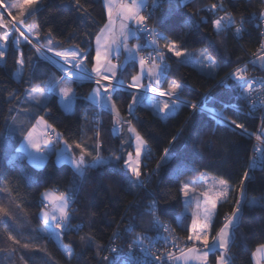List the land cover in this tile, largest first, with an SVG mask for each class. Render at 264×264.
Here are the masks:
<instances>
[{"label": "snow or ice", "instance_id": "6c2138e0", "mask_svg": "<svg viewBox=\"0 0 264 264\" xmlns=\"http://www.w3.org/2000/svg\"><path fill=\"white\" fill-rule=\"evenodd\" d=\"M41 2L42 0H14L10 5L4 6L3 0H0V29H2L0 31V60L6 57L9 47H13L19 52V57L15 61L18 66L17 75L22 77L26 64L31 69L28 81L30 87L25 90L23 102L31 103L32 107L9 109L10 114L15 111L17 115L11 116L10 123L6 121V127L12 132H20L21 149L33 161L37 162V167L39 161L55 153L57 163L67 162L71 165L74 175V181L69 191L50 193L48 189H45L40 194L41 207L36 215L42 221V227L34 229V231L54 238L65 254L71 258L75 254L74 250L71 246L63 243V238L68 232H79L83 227V224H72L76 212L73 205L76 203L75 197L79 189L88 179L90 169L119 164L120 173L128 186V191L134 193V189L145 186V178L150 179L152 175L168 167L173 170L184 204L183 211L176 215L175 219L178 225L188 232L184 238V244L192 246L179 248L181 238L175 235L170 225L161 221L156 215L161 209L159 201L153 200L147 206L146 214L152 218L148 231L154 229L157 236H149L147 232L136 233L132 238V243L125 249L123 246L115 245V239L121 235L120 230L117 229L108 245H96L98 249L106 250L108 253L100 256L99 251L97 252L101 264H128L129 260H134L135 264H209V253L215 251L221 252V255L216 257L215 264H231L232 257L229 255V248L234 243L235 228L238 227L237 222L240 219L242 207L248 199V182L254 179L253 169L264 161V117L261 118L262 127L259 129V134L256 135L258 144L254 151L257 155L251 158L249 167L243 171L240 178L239 196L235 200V207L231 213L224 215L221 227L215 235H211L216 218L219 216V206L222 203H227L232 192L235 191V186L231 183L234 173H227L229 178H225L224 176H210L201 171L196 181L180 180V176L186 171L196 172L198 170L195 165L190 163V158L181 153V149L185 147L181 141L182 130L168 141L169 147L163 150L164 154L160 157L156 167L151 172L143 171L146 167L143 161L152 157V150L148 141L131 120H125L121 116V109L117 106L116 100L122 94L130 97L127 111L138 122H140V118L136 115L135 110L141 105L150 108L156 115L165 119L176 114L181 108H188L190 110L189 121L193 116L207 114L216 125L230 127L233 131H239L242 136L254 135L248 132L244 124L237 123L236 120H231L225 115V109L234 106L223 98L218 99L212 92L203 93L197 101H187L184 99V91L189 87L186 80L173 79L168 82L167 88L163 87L168 73L172 70L168 61L173 58L179 64H191L199 68L200 71L212 78H215L216 70L221 66L220 61L213 59L207 49L196 52L189 51L184 47L183 45L188 41L180 36L177 26L191 29L194 25L199 26L210 21L216 35H220L235 25V35L241 36L246 31L245 17L241 16L240 22L237 24L235 16L224 9L223 0L205 5L202 9L211 13L212 16H215L217 11H224V15L216 16L214 19L199 16V10L195 12L181 11V5L187 7L191 0H168L171 7L163 9L162 14L157 18L161 27L171 33V35H166L160 29L149 26L154 10L160 7L162 0H153V11L148 15L142 14L147 8L146 0H103L106 22L99 31L88 33L81 38L84 47H81L80 44L63 47L62 42L53 39V29L50 28L42 36L38 23L32 25L24 23L25 14L31 16L38 12ZM72 3L82 22L91 20L93 24L96 23L81 0H72ZM4 7L8 8L7 15L11 17L10 20L5 19ZM13 9L16 11V15H12ZM252 15L264 21V10L258 13L254 12ZM184 17H187V20H184ZM117 21H119L118 26ZM75 35L76 33H71L69 38ZM32 37H35V43H33ZM21 38L35 50V59L29 57L27 61L25 60L23 51L19 49ZM41 39L44 40L43 44L40 43ZM133 39L143 42L130 44ZM161 41H164L162 45ZM209 43L213 48L216 47L210 38ZM146 48L152 50L142 55L141 53ZM121 55L124 56L123 60L120 59ZM38 60L49 61L61 73L59 76H50L44 82V87L31 82L36 74V61ZM249 63L259 64L261 68H264V40L261 41L259 54H254ZM130 68L134 71H129ZM230 80L234 82L233 85H229L228 81ZM85 81L93 84L94 87L87 97L81 98L73 85ZM220 85L234 91L245 100H251L253 92L264 91V80L247 78V65L237 67L228 73L224 79L219 81L218 86ZM255 85H259V88L254 87ZM192 90L195 91L194 88ZM53 93L59 97L60 102L68 111L72 110L77 99H84L92 106L108 111L112 115V128L110 129L112 134H122L125 128L127 131V139L121 140L119 154L108 157L102 155L103 140L100 131L102 124L99 115L93 117L96 122V130L93 136L88 138L93 141L91 144L85 141L70 144L64 138V134L50 124L44 115L34 116V111L37 108L43 109L46 115H51L47 104ZM13 98H16L15 90L9 93V99ZM258 102L264 104V99H260ZM19 103L20 101H18ZM210 103L213 106L210 107ZM217 103L223 104V108L217 109L214 106ZM255 107L256 103H253L252 108L255 109ZM21 116L32 117L35 119V123H31V120H21ZM87 119L86 113L85 120L87 121ZM28 124L31 126L28 127ZM40 128H43L42 133H38ZM209 143L211 142L209 141ZM57 145L60 146L57 147ZM76 149L79 150L78 156L74 151ZM173 165H175L174 169ZM77 177L79 182L76 181ZM209 182H211L210 189L206 188L204 191H199L192 186L195 183L208 185ZM0 185L4 186L3 193L10 196V189L3 177H0ZM252 202L256 203L257 201L253 200ZM128 207L139 209L142 204L133 202ZM169 214L175 215L174 207ZM0 215L7 218L10 214L6 208L0 207ZM189 215L191 222L184 225L183 221ZM135 219L133 217V220ZM3 222L0 220V223ZM133 227L134 225L129 223L124 232H131ZM7 238L16 245L20 244V240L11 231L7 232ZM80 240L88 246L96 243L91 234L80 236ZM159 241H163L165 246L171 245L172 249H178L179 255L176 254V251L154 250L155 243ZM197 245L200 247L198 248ZM23 248L28 249L29 245L24 244ZM134 248L139 250V257L134 256ZM256 251L264 252V244L258 245ZM255 255L256 252L253 253V256ZM24 264H27V261H24Z\"/></svg>", "mask_w": 264, "mask_h": 264}, {"label": "trees", "instance_id": "16d2710c", "mask_svg": "<svg viewBox=\"0 0 264 264\" xmlns=\"http://www.w3.org/2000/svg\"><path fill=\"white\" fill-rule=\"evenodd\" d=\"M14 0H3V5H10ZM218 0H191L187 7L181 5L183 12H195L199 10V16L214 19L221 16L224 11H217L215 16L204 9L205 5L217 3ZM84 7L88 8L91 20L82 22L79 14L75 10L72 0H42L39 4V11L33 15H26L25 25L38 23L43 36L51 28L53 29V39L62 42L63 47L72 44H80L81 38L88 33H96L105 22V12L102 0H81ZM264 0H223L224 9L232 13L236 20L241 16L245 17L244 27L246 31L239 39H235L229 30H225L220 35H216L211 23L193 26L191 29L177 26V31L183 39L188 41L183 45L189 51L196 49H207L213 59L220 61V68L216 70L215 78L205 75L188 64H179L174 58L169 60L172 70L168 73L167 80L163 87L167 88L168 82L173 79L186 80L189 85L184 91V99L197 101L205 92H212L218 99L223 98L229 103H239L237 94L218 86V82L227 73L237 67L247 65V76L250 78H264V71L249 63L254 54L259 51L261 41V20L255 18L252 13H258L263 7ZM171 7L168 0H163L154 17V27L160 29L166 35H171L167 29L162 28L158 23V17L163 9ZM7 10L8 8L5 7ZM12 15L16 11L12 10ZM187 20V17L183 18ZM199 19V17H197ZM2 31V29H0ZM71 33H76L69 38ZM204 34V35H202ZM209 38L215 43L213 48L209 43ZM41 41V40H40ZM164 41H161V45ZM19 49L23 51L27 61L29 57L35 59L33 51L21 40ZM19 57V52L13 47H9L6 57L0 64V177L6 181L10 189V196L3 193V185H0V207H4L9 212V217L0 215V264H101L97 256L108 254L106 250L101 251L99 245H108L112 241L113 233L120 230V237L115 239L116 246H123L125 249L132 243V238L136 233L147 232L151 236L153 230L148 231L151 216L147 215L146 202L152 198L159 201L160 211L157 212L160 220L170 225L175 234L184 240L188 232L178 225L175 219L183 211L182 198L179 194V184L173 175V170L165 167L159 173L147 179L145 190L134 189V193L128 191V186L122 179L120 165H104L99 169H90L88 179L83 183L75 197L76 207L75 218L72 224H83L79 232H68L63 238L65 245L71 246L74 255L69 258L61 249L57 241L45 234L34 231L42 227V221L37 218L40 211V194L45 189L67 192L71 188L74 175L72 168L62 163L56 165L53 153L46 158L40 167L18 155L17 146L21 141L20 132H12L6 127V121L11 122L9 109L17 107L31 108L32 104H25L24 93L30 87L29 73L30 67L26 64L22 77H14L17 64L15 61ZM37 70L32 78V83L44 87L50 76H59L55 68L48 63L36 61ZM134 71V69H129ZM233 85V81H228ZM79 97H86L93 84L83 82L74 84ZM195 89L193 91L192 89ZM16 92V98L9 99V93ZM130 97L126 94L120 95L117 106L121 109V116L125 120H131L137 127L152 150V157L148 161L146 169L150 172L156 167L163 150L169 147L168 141L182 130L181 141L185 145L181 153L190 158V163L198 169L196 172L186 171L180 176V180L196 181L200 172H206L210 176H224L229 178L227 173H234L231 183L235 186L227 203H222L219 208V216L216 218L215 227L211 235H215L223 223L226 213H231L235 207V200L239 196L240 178L246 169L247 158L250 150V140L244 138L238 132L231 130L227 126L216 125L211 118L204 115H197L191 118L187 108H181L175 115L166 119L156 115L150 108L143 105L136 108V115L140 122L133 119L128 111L127 104ZM18 101L20 103L18 104ZM222 104L214 106L219 108ZM209 106H213L211 103ZM47 108L51 110V115H46L43 109H35L34 116L44 115L45 119L55 128L64 134L68 143L85 141L89 144L93 141L89 137L93 136V112L94 107L82 99H77L70 112H64L59 105L57 97L53 94L49 97ZM87 113V121L85 114ZM225 115L237 123L244 124L249 131L256 128V119L244 116L240 108H229ZM27 119L34 120L32 117ZM25 118V119H26ZM100 129L103 140L102 155L119 154L120 137L113 135L112 116L106 111H100ZM209 141L211 143H209ZM79 153V150H74ZM122 163V162H121ZM175 168V165L172 166ZM254 179L248 182L247 201L244 203L238 227L234 232V243L229 248V255L232 257L231 264H252L251 254L260 244H264V161L253 169ZM79 182V178H76ZM197 188L199 183L193 184ZM192 185V186H193ZM257 201L253 203L252 201ZM142 204L139 209L129 208L130 203ZM175 208V215L169 214ZM133 217L136 219L133 220ZM132 223L134 227L131 232H124V229ZM184 225L190 224V215L183 221ZM11 231L20 244L16 245L8 240L7 232ZM91 234L96 243L88 246L80 240V236ZM28 244L29 248L24 249L23 245ZM23 257V259H21ZM218 253H209L208 261L214 264ZM128 264H134L131 260Z\"/></svg>", "mask_w": 264, "mask_h": 264}, {"label": "built area", "instance_id": "2783aa9c", "mask_svg": "<svg viewBox=\"0 0 264 264\" xmlns=\"http://www.w3.org/2000/svg\"><path fill=\"white\" fill-rule=\"evenodd\" d=\"M162 2H163V0H162ZM146 3H147V8L143 11V15H148L149 14V12H152L153 11V9H152V4H153V0H146ZM159 8V7H158ZM158 8H156L155 10H154V13H153V18L149 21V26L150 27H154V17H155V14H156V12H157V10H158ZM208 12V11H207ZM222 15H224V13L222 14ZM221 15V16H222ZM5 18H7L8 20H10L11 18H9V16H7V14H5ZM240 22V20H236V23L238 24ZM211 28H212V26H211ZM227 30H229L230 32H231V34H232V36L235 38V39H239L241 36H236L235 35V25H233L231 28H229V29H227ZM27 34V33H26ZM18 35V34H17ZM32 39H33V43H35L36 41H35V37H32ZM21 40L23 41V39L21 38ZM24 42V41H23ZM32 51H33V53L35 54V50L28 44V43H26V42H24ZM40 43H41V41H40ZM42 44V43H41ZM152 49L151 48H146L141 54L143 55V54H145V53H147V52H150ZM51 55V54H50ZM42 61H44V62H46V63H48L50 66H52L53 68H55L56 70H57V72L59 73V75L61 74L60 73V71L58 70V68L56 67V66H54V65H52L49 61H45V60H42ZM248 61H250V60H248ZM230 73V72H229ZM228 74V73H227ZM226 74V75H227ZM225 78V76L222 78V79H224ZM247 78H249V79H255V78H250L249 76H247ZM222 79H220V81L222 80ZM257 80H264V78H258ZM85 82H87V81H85ZM83 83V82H82ZM87 83H89V82H87ZM219 83V82H218ZM222 86V85H221ZM254 87H256V88H259V85H255ZM237 98L240 100L239 101V103L237 104V103H235V102H232L231 104L234 106V107H232V108H234V109H237V108H240V110H242V112H243V114H244V116L245 117H247V118H254V119H256V121H257V123H256V128H255V130L254 131H249L248 130V132H250V133H253L254 135H252V136H243L244 138H246V139H248V140H250V142H251V144H250V150H249V155H248V158H247V163H246V168H248L249 167V163H250V161H251V158H253V157H255L256 155H257V153L254 151V148H255V146L258 144V142H257V140H256V135H258L259 134V129L262 127V120H261V118L262 117H264V104H262V103H259L258 101L260 100V99H264V91H256V92H253L252 93V97H251V100H245V99H243V98H241L238 94H237ZM83 101H85L84 99H82ZM187 101H189V100H187ZM87 102V101H86ZM88 103H90V102H88ZM253 103H256V107H255V109H253L252 108V104ZM94 107V106H93ZM211 107V106H210ZM220 108H223V104L219 107V108H217V109H220ZM188 109V108H187ZM227 109H229V108H227ZM227 109H225V111L227 110ZM189 110V109H188ZM100 111H103V109H99V108H97V107H94V112H93V117L94 116H96V115H99V117H100ZM190 111V110H189ZM175 115V114H174ZM206 116H208L207 114H205ZM170 116H173V115H170ZM209 117V116H208ZM210 118V117H209ZM213 121V120H212ZM93 122H94V124H93V134H94V132H95V130H96V122H95V120L93 119ZM214 122V121H213ZM215 123V122H214ZM228 128H230V127H228ZM231 129V128H230ZM232 130V129H231ZM236 132H238L239 133V131H236ZM150 159H147V160H145V161H143V163L144 164H146V166L148 165V161H149ZM143 171H145V172H148V170L146 169V167L143 169ZM152 171V170H151ZM150 171V172H151ZM147 179L148 178H145V186L143 187V188H139V190H145V188H146V185H147ZM153 200H155L154 198H152V199H150V200H148L147 202H146V211H147V206L153 201ZM73 207L74 208H76L74 205H73ZM156 215H157V213H156ZM172 229V228H171ZM76 232V231H75ZM175 233V232H174ZM176 235V234H175ZM152 237H155V236H157V232L153 229V233H152V235H151ZM177 236V235H176ZM146 243H147V241H146ZM189 246H192L191 244H188V245H185L184 244V240H181L180 239V241H179V248H185V247H189ZM197 247H200V245H197ZM154 250H159V251H176V254H178L179 253V250L178 249H172V247H171V245H168V246H165V244L163 243V241H159V242H157V243H155V245H154ZM134 256H136V257H139L140 256V252H139V250L138 249H135L134 248ZM132 261V263H134L135 264V261L134 260H131Z\"/></svg>", "mask_w": 264, "mask_h": 264}, {"label": "crops", "instance_id": "0c3cea01", "mask_svg": "<svg viewBox=\"0 0 264 264\" xmlns=\"http://www.w3.org/2000/svg\"><path fill=\"white\" fill-rule=\"evenodd\" d=\"M102 5H103V9H104V12H105V8H104V4H103V0H102ZM261 10H264V3H263V7H262V9ZM143 13V12H142ZM105 22H106V15H105ZM104 22V23H105ZM262 23H261V32L262 33H264V21H261ZM29 25H32V23H30ZM119 25V21H117V26ZM103 26V25H102ZM262 40H264V35H261V41ZM261 41H260V46H259V50H260V48H261ZM141 42H143L142 40H136V39H133V40H131L130 41V44H136V43H141ZM257 54H259V51L257 52ZM254 57V56H253ZM253 57L250 59V60H252L253 59ZM120 59L121 60H123L124 59V56L123 55H121V57H120ZM2 61L3 60H0V64L2 63ZM115 62V61H114ZM256 67H258L260 70H262V71H264V68H261V66L259 65V64H257V65H255ZM18 77V76H17ZM92 91V90H91ZM90 91V92H91ZM54 95H55V93H54ZM89 95V94H88ZM87 95V96H88ZM56 96V95H55ZM86 96V97H87ZM57 97V96H56ZM57 100H58V102H59V105H60V107L62 108V110L64 111V112H70V111H68V110H66L65 108H64V106L62 105V103L60 102V100H59V97H57ZM73 108V107H72ZM105 111V110H104ZM107 113H109L108 111H106ZM110 114V113H109ZM111 115V114H110ZM112 116V115H111ZM27 120H29V119H25V121H27ZM31 123H35V119L31 122ZM28 127H30L31 126V124H28L27 125ZM43 132V128H40V129H38V133H42ZM119 137H120V146H121V140H123V139H127V131H126V128H125V131L122 133V134H119ZM60 145H57V147H59ZM19 150V151H18ZM128 150H132V149H128ZM29 151H31V149H29ZM17 153H18V155H21V156H23V157H25L27 160H29L30 162H32L33 164H36V162L35 161H33L22 149H21V141L19 142V144H18V146H17ZM77 156L79 155V153H75ZM56 154L55 153H53V158H54V156H55ZM93 155H95V152H93ZM66 164H68L67 162H66ZM69 165V164H68ZM70 167H71V165H69ZM72 168V167H71ZM193 187H195V188H197L195 185H193ZM210 187H211V182H209V184L208 185H204V184H202V183H199V187L197 188L199 191H204L206 188H208V189H210ZM53 193H56V191L55 190H53ZM194 206V205H193ZM182 207H183V209H184V204H183V202H182ZM190 222H191V216H190ZM221 227V226H220ZM219 230V229H218ZM189 247H191V246H189ZM199 248V247H198ZM257 250V247L253 250V252H252V254H251V262H252V264H257V261H259V264H264V252H257L256 251ZM217 253H218V256H220L221 255V252L220 251H216ZM254 252H256V255L255 256H253V253ZM177 255H179V253L177 254ZM215 262H216V260H215ZM215 262H214V264H215ZM210 264V263H209Z\"/></svg>", "mask_w": 264, "mask_h": 264}, {"label": "rangeland", "instance_id": "374dc122", "mask_svg": "<svg viewBox=\"0 0 264 264\" xmlns=\"http://www.w3.org/2000/svg\"><path fill=\"white\" fill-rule=\"evenodd\" d=\"M4 12H5V14H7V12H8V10H7L5 7H4ZM7 16H8V15H7ZM5 17H6V16H5ZM9 18H11V17L9 16ZM5 19L8 20L7 18H5ZM41 43H42V44L44 43V40H43V39H41ZM200 50H203V49H196V50H193V51L198 52V51H200ZM188 65L192 66L191 64H188ZM192 67L195 68L197 71H199V72L205 74L204 72L200 71L199 68L194 67V66H192ZM17 72H18V66H17V68H16V71L14 72V77H15V78L18 76V75H17ZM205 75H207V74H205ZM208 76H210V75H208ZM24 108H28V107H24ZM15 115H17V113H16ZM25 118H26V117H23V116L20 117L21 120H25ZM45 160H46V159L39 161V162H38V163H39V166H38V167H40V166L43 164V162H44ZM54 162L56 163V165H60V164H62V163H66L65 161H61V162L58 164V163H57V155L54 156ZM34 165H35V167H37V162H36V164H34ZM48 191H49L50 193H53V190L48 189Z\"/></svg>", "mask_w": 264, "mask_h": 264}]
</instances>
